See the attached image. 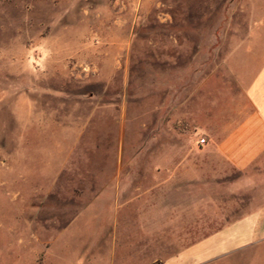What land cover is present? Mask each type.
<instances>
[{"label":"rangeland","instance_id":"1","mask_svg":"<svg viewBox=\"0 0 264 264\" xmlns=\"http://www.w3.org/2000/svg\"><path fill=\"white\" fill-rule=\"evenodd\" d=\"M252 8L0 0V264H165L202 241L151 221L147 178L161 136L188 144V108ZM209 264H264V245Z\"/></svg>","mask_w":264,"mask_h":264},{"label":"crops","instance_id":"2","mask_svg":"<svg viewBox=\"0 0 264 264\" xmlns=\"http://www.w3.org/2000/svg\"><path fill=\"white\" fill-rule=\"evenodd\" d=\"M252 14L249 38L207 73L188 108V144L158 140L148 217L188 224L202 239L165 264H209L264 245V0H253Z\"/></svg>","mask_w":264,"mask_h":264},{"label":"built area","instance_id":"3","mask_svg":"<svg viewBox=\"0 0 264 264\" xmlns=\"http://www.w3.org/2000/svg\"><path fill=\"white\" fill-rule=\"evenodd\" d=\"M205 140H202L201 143H204Z\"/></svg>","mask_w":264,"mask_h":264}]
</instances>
